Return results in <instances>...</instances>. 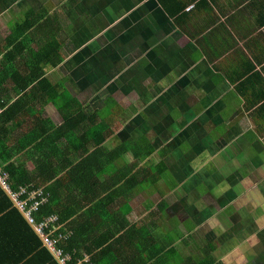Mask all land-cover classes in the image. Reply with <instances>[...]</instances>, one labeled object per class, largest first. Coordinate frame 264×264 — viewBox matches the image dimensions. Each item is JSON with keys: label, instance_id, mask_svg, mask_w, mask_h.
I'll return each mask as SVG.
<instances>
[{"label": "crops", "instance_id": "1", "mask_svg": "<svg viewBox=\"0 0 264 264\" xmlns=\"http://www.w3.org/2000/svg\"><path fill=\"white\" fill-rule=\"evenodd\" d=\"M164 3L171 9L184 8L173 16L159 0H0V76L5 80L0 98L15 94L6 70L13 66L22 70L33 62V51L24 41L37 49L45 42V30L48 36L59 35L64 60L48 66L46 75L53 83L64 84L87 115L98 111L108 116L113 129L104 142L110 163L98 181L100 185L108 176L117 180L109 188L120 195L114 196L108 210L123 220L119 234L133 224L141 228L160 217L162 211L148 208L147 201L158 197L160 187L171 193L167 182L140 192L126 184L135 171L123 173L134 162L132 146L140 151L147 147L145 151L152 152L141 164H166L177 187L188 192L189 204L185 216L175 212L171 216L177 219L165 222L168 229L160 224L154 229L159 241L167 238L169 243H164V259L152 262L174 264L176 250L194 243L198 248H190L200 253L202 264H264V0ZM43 8L47 14L40 21L53 22L50 29L19 27L26 24L31 10ZM17 28L24 31L19 32L18 46L25 47L11 60L7 54L14 44L8 40ZM109 63L117 66L108 68ZM155 73L166 86L159 94ZM155 95L156 110L142 112ZM44 109L57 124L64 122L54 103ZM99 122L101 116L84 120L75 132L94 129ZM8 140L20 144L21 128ZM126 141L131 149L117 160L116 149ZM80 144L76 141L72 149ZM73 158L78 163L82 155L74 153ZM19 160L40 177L57 171L55 164H47L49 152L42 144L30 145L19 153ZM64 175L61 171L56 177ZM89 213L86 205L63 224L68 227L76 218L90 217ZM105 217L103 213L98 220L91 217L92 225H87L91 242L119 227L120 220L107 223ZM132 236L133 246L125 241L117 252L100 257V262L109 264L114 259L110 264H115L124 254L138 251L142 241ZM207 244H213L209 255L204 252ZM0 264H55L1 183Z\"/></svg>", "mask_w": 264, "mask_h": 264}, {"label": "trees", "instance_id": "2", "mask_svg": "<svg viewBox=\"0 0 264 264\" xmlns=\"http://www.w3.org/2000/svg\"><path fill=\"white\" fill-rule=\"evenodd\" d=\"M159 1L169 14L173 16H176L184 8V6H181L171 9L164 3V0ZM46 14L47 10L45 8L31 10L27 14L26 24H20L19 27L24 28L23 30L36 27L41 32L47 28L50 29L53 22L48 20L40 21V16L43 17ZM19 32L24 31H19L17 28L15 30L16 34L14 36L12 34L8 40V43L12 42L14 44L12 51L7 54L8 59H17L24 50L22 48L26 46L33 51V62H27L25 69L22 70L18 66H13V68L10 67V70H6L7 75H10L9 79L13 82L10 90H13L15 94H12L8 99L0 98V106L4 108V111L0 114V161L6 163V169L10 172L14 187L32 185L36 188H44L45 193L48 195V200L37 210V221L56 214L59 217V221L64 223L79 208H83L86 205L89 207L90 213L88 216L90 217L80 221L77 218L72 220L74 224L70 223L68 227L73 233L60 243L63 251L72 257L69 264H73L80 257H83L84 253L90 255L93 264H102L100 257L104 258V255L109 251L117 252L120 249L119 246L123 245L125 241H128L133 246L134 237L132 234L141 239L142 245L139 246H142V249L139 248L136 252L132 250L129 255L124 254L123 260H119V262L116 260L115 264H154L152 259L163 260L164 258L161 254L165 249L164 243H169V239L165 238L159 241L154 234V229L159 224L168 229L169 226L165 222H170L168 217H173L171 215L175 212L180 213L182 216L188 213V192L183 188H179V186L177 187V182L166 164L153 162L146 166L141 164L143 159L151 154L152 150L150 148L145 151L147 147H144L140 151L132 146V150L134 149L132 152L134 154V162L129 168L123 169V173L125 174L129 170L135 171L133 176L126 180V184L131 183L130 186L137 187V192H140L151 184L160 185L161 182L166 183L167 180L171 193L169 195L165 194V190L160 187L157 190L158 197L151 196L147 201V205L151 204V207H157V211H162L160 217L153 218L151 224H144V227L141 228L133 224L126 228L125 232L119 234V231L124 226L123 220L120 218L119 213L108 210L114 200V196L120 195L119 192L116 194L112 193L109 188V185L115 184L117 180L113 179L112 176H108V181H100V185L98 181L100 174H106V166L111 159V156H109L111 153L105 154L104 152V142L113 134L109 117H105L104 114H98V111L87 115L82 111V104L69 93L64 84L53 83L46 75L48 66L56 67L64 60L62 52L64 43L59 35L48 36L49 32L45 30L43 32L46 35L45 40H43L45 42L37 49H34L25 42L27 40L24 41L25 46H18L19 38L22 37ZM52 33L55 32L52 31ZM4 81L3 76H0V88ZM19 95V98L12 100ZM49 102L54 103L61 111L64 118L62 124L59 125L54 122L46 113L44 106ZM105 109L107 108L105 107ZM99 116H101V122L97 123L94 129H89L83 133L75 132V129L84 120L89 119L92 121ZM20 128L23 141L20 144L10 142L8 137L11 135L17 136ZM36 129L37 131H35ZM62 138H66V140ZM58 139L61 140L56 144ZM76 141H81V144L72 149V144ZM51 143L53 144L52 146H50ZM33 144H42L47 148L50 159L47 164H55L57 171L51 175L40 177L35 171L28 169L22 160H19V153L27 150ZM129 144L130 141L123 142L116 149L117 160H121L123 153L131 149ZM39 150L41 151V148ZM100 150L103 151L102 155L99 154ZM74 153L82 155L78 163L73 158ZM41 158L44 159L43 156ZM61 171L65 175L56 177ZM168 175L173 178V184L170 183V178H166ZM101 192L104 195L99 197L102 194ZM101 213L106 215L107 223L112 222L114 218L120 220L119 227H116L115 230L108 229L105 235L100 236L95 242H91V233L87 225H92V222L90 223L91 217L92 220H98ZM149 216H153V214ZM33 229L35 230L34 227ZM61 231H65L64 228H61ZM35 232L37 233L36 230ZM116 233L118 236H116ZM42 245L55 264H59L43 242ZM204 252H207V255L211 254L213 252V244H207ZM212 263L213 261H210L206 264Z\"/></svg>", "mask_w": 264, "mask_h": 264}, {"label": "built area", "instance_id": "3", "mask_svg": "<svg viewBox=\"0 0 264 264\" xmlns=\"http://www.w3.org/2000/svg\"><path fill=\"white\" fill-rule=\"evenodd\" d=\"M4 108L0 106V114ZM0 183L2 187L10 194L15 206L24 214L29 223L35 228L37 234L42 239L44 246L53 254L59 264H69L72 257L70 254L65 253L60 246L63 239L68 238L73 232L68 227H65L59 221L56 214H52L37 221L36 212L48 200V195L45 193L43 187L36 188L32 185H22L15 188L10 172L0 162ZM64 227L65 231H61ZM73 264H93L90 255L83 254Z\"/></svg>", "mask_w": 264, "mask_h": 264}, {"label": "rangeland", "instance_id": "4", "mask_svg": "<svg viewBox=\"0 0 264 264\" xmlns=\"http://www.w3.org/2000/svg\"><path fill=\"white\" fill-rule=\"evenodd\" d=\"M31 6V4H30ZM29 7V5L27 6V8ZM52 10V9H51ZM109 67L108 68H112V67H116L117 64L116 63H109L107 64ZM83 67V66H82ZM154 88L156 89V85L158 84V86L160 87L159 89L156 90L155 93L159 94L162 92V90H165L166 86H164V84H161L162 83V78L160 76H158L156 73L154 74ZM120 82V81H119ZM109 86H112V85H109ZM159 90V91H158ZM120 92V91H119ZM156 98H157V95L153 96L150 100H148L146 102V105L144 107V109L142 110V112H148L150 109H152L153 111L156 110ZM127 105L129 104V102H125ZM139 104V102H138ZM166 178H170V183H174V180L173 178L171 177V175H168L166 176ZM167 182V180H166ZM154 205V203H153ZM147 206H151V204H148ZM177 218L175 216L173 217H168V221L170 222H174ZM190 224H193L192 222H190ZM189 224V225H190ZM183 227V226H182ZM185 227V226H184ZM184 229V228H183ZM187 230V229H186ZM189 230H192L189 226ZM188 231V230H187ZM186 231V232H187ZM190 247H193V248H198L197 245H195L194 243L190 244L188 247L184 246L182 247V249L180 250L177 249L176 252L172 255V259L175 260L174 264H188L186 260H188L189 262H192V264H202L203 262V257L200 255L199 252H196L193 248H190ZM240 262H237V261H234V263L232 264H239Z\"/></svg>", "mask_w": 264, "mask_h": 264}]
</instances>
